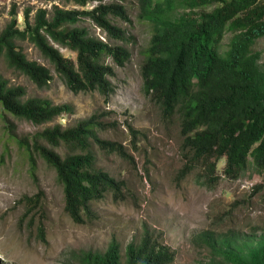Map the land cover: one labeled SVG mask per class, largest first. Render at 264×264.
<instances>
[{
  "label": "trees",
  "instance_id": "obj_1",
  "mask_svg": "<svg viewBox=\"0 0 264 264\" xmlns=\"http://www.w3.org/2000/svg\"><path fill=\"white\" fill-rule=\"evenodd\" d=\"M65 1L82 8L53 5L50 10L39 8L33 17L27 10L24 28L14 5L0 32V58L38 87L48 85L51 69L29 59L18 46L19 40H29L71 91L99 92L108 99L115 90L111 78L117 67L131 58L129 48L118 43H127L128 33L113 21L131 23L128 11L121 0ZM140 1L143 17L153 26L142 66L144 91L166 117L179 121L184 164L178 178L197 173L205 185L216 187L222 178L241 179L251 167L264 171V64L255 49L264 38V0ZM91 2L97 5L87 9ZM85 21L100 28L105 38L92 34ZM59 47L75 52L76 58L65 56ZM107 57L115 65L107 63ZM0 104L5 113L37 125L74 110L70 104L27 97L24 86L10 84L2 74ZM110 126L94 114L73 126H48L30 138L13 140L27 151L33 174L36 155L56 171L65 212L75 223L95 219L93 203L108 193L118 201L131 193L125 181L97 166L95 148L132 160L124 144L100 136ZM130 129L135 139L138 132ZM62 147L64 155L56 150ZM42 198V192L28 197V215ZM38 236L46 240L43 225ZM210 244L221 257L218 264H264V235L255 242L225 237ZM175 258L174 250L146 231L125 252L113 238L105 251H82L69 264H174Z\"/></svg>",
  "mask_w": 264,
  "mask_h": 264
},
{
  "label": "rangeland",
  "instance_id": "obj_2",
  "mask_svg": "<svg viewBox=\"0 0 264 264\" xmlns=\"http://www.w3.org/2000/svg\"><path fill=\"white\" fill-rule=\"evenodd\" d=\"M131 23L113 21L126 29L125 44L131 58L117 67L111 78L115 90L106 99L99 92L71 91L53 65L29 41L19 40V48L31 60L51 69L53 79L38 87L29 77L10 68L0 58V74L12 85L24 86L27 97H41L54 104H70L73 113L64 114L50 123L37 125L5 113L0 104V264H69L82 251H105L116 238L125 252L131 242H138L149 231L160 242L175 251L174 264H218L211 241L233 237L239 243L255 242L264 235V171L251 167L238 180L222 178L216 187L205 185L192 173L178 178L184 164L183 139L177 118H168L160 105L144 91L142 66L153 33L152 22L143 17L140 0H121ZM16 5L21 28L25 12L33 17L39 8H82L65 0H0V32L11 19ZM97 2L89 3L91 9ZM92 34L105 38L100 28L90 21L83 24ZM230 34L226 36V43ZM75 59L76 53L59 47ZM255 49L264 64V38ZM107 63L114 64L110 57ZM99 115L111 126L100 136L124 144L132 160L107 154L95 148L97 166L125 181L130 195L124 201L108 193L93 203L96 218L75 223L64 209L63 187L56 171L36 155L35 174L27 151L18 138L32 137L45 127L57 124L73 126L92 115ZM138 132L134 139L131 129ZM65 154L64 147L56 149ZM224 162L220 163V169ZM43 193L41 205L29 215L28 197ZM43 225L46 240L38 236Z\"/></svg>",
  "mask_w": 264,
  "mask_h": 264
}]
</instances>
